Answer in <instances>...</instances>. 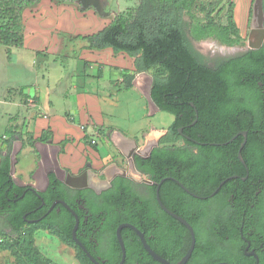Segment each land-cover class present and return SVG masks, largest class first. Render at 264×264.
I'll list each match as a JSON object with an SVG mask.
<instances>
[{
	"label": "flooded vegetation",
	"instance_id": "1",
	"mask_svg": "<svg viewBox=\"0 0 264 264\" xmlns=\"http://www.w3.org/2000/svg\"><path fill=\"white\" fill-rule=\"evenodd\" d=\"M253 2L248 15L250 29ZM220 43L211 58L200 53L203 63L216 71L234 61L244 70L237 76L242 85L224 90L217 102L209 101V136L191 137L180 127L178 141L169 125L147 144H138L130 157L118 150V156L100 169L86 167L78 173L60 169L50 162L48 153L43 154L39 181L31 183L42 192L52 182L54 189L59 183L66 198H56L50 204L43 200L45 214L30 218V223L49 219L64 225L71 216L78 223L79 242L73 238L74 242L93 264H164L146 249L139 232L156 254L176 264L192 243V233L183 219L196 238L186 264H264V36L256 45L249 40ZM231 106L235 108L232 117L227 112L216 113ZM196 110L194 124L200 119ZM156 141L158 145H153ZM177 146L183 147L177 166L162 161L155 176L138 168L139 159L152 165L155 148ZM112 163L124 174L118 172L108 183L106 173L115 169L108 168ZM33 176L36 178V173ZM23 186L30 188L28 183ZM120 219L127 220L115 223ZM124 223L131 226L121 229L125 246L122 262L117 229ZM0 226L7 228L1 219Z\"/></svg>",
	"mask_w": 264,
	"mask_h": 264
},
{
	"label": "trees",
	"instance_id": "2",
	"mask_svg": "<svg viewBox=\"0 0 264 264\" xmlns=\"http://www.w3.org/2000/svg\"><path fill=\"white\" fill-rule=\"evenodd\" d=\"M196 1L137 0L136 4L128 6L123 12L115 15L102 28L88 34L70 37L71 40L75 37L85 40L87 49L111 48L114 54H126L128 59L132 60L134 73H130L129 68L123 70L122 86L125 88L133 86L137 72L156 70L152 74V98L160 110L174 115V121L170 127L177 137L180 135V127L183 128L185 134L191 137L209 136L211 127L209 121L212 115L208 106L209 101L217 102L224 90L230 91L236 85H242L237 80L239 72L244 70L241 64L233 61L213 71L203 63L202 55L196 51L192 42L209 37H215L228 44L237 42L231 36L235 34L241 37V30L235 20L234 1L228 0V5L232 7L229 14L230 25L222 27L197 18L192 11ZM38 2L40 0H0V44L9 48L24 45L23 11L26 7L33 6ZM56 2L65 3L69 0ZM78 8L81 11L87 10L82 9L80 4ZM186 16L192 20H187ZM214 95H216V99H214ZM31 98L34 97L25 96L23 103L30 104ZM196 108L199 109L200 119L198 123L194 124L197 118ZM234 111V106H231L230 110L222 112L218 109L216 113L225 115L224 113L227 112L232 117ZM16 119L17 117H13L11 120ZM22 127L26 129V140L33 143L32 132L27 130L28 123L24 120L23 123L16 122L7 127L5 135L8 136L11 144L17 138L21 139L24 145L27 144L24 140ZM101 130L99 129V131ZM48 136L49 131H46L41 139H47ZM86 141L90 146H96L98 143L97 141L96 144H92L89 135L86 136ZM11 150L10 147L9 152L2 157L0 162V219L7 227H0V238H2L0 251L4 247L11 248L12 246L13 249H18L23 257L32 258L37 262L34 257L36 248L31 235L34 230L29 232L26 225H48L74 242L72 230L75 221L70 216V220L64 225L49 219L30 223V218H41L45 214L46 209L42 208L43 200L50 204L56 198H66V196L64 191L59 189V183H56L57 187L54 189L52 186L54 182H52L46 192H36L28 186L17 184L10 174ZM182 150L183 147L178 146L155 148L152 165L147 166L144 160L139 159L137 166L143 172L155 176L162 161L166 160L170 165L177 166L179 152ZM159 152H163V154ZM162 155L164 156L162 157ZM112 193L114 191L111 189L109 194L112 195ZM124 220L127 219H120L115 223ZM128 220L141 224L139 220ZM38 264L41 263L38 262Z\"/></svg>",
	"mask_w": 264,
	"mask_h": 264
},
{
	"label": "crops",
	"instance_id": "3",
	"mask_svg": "<svg viewBox=\"0 0 264 264\" xmlns=\"http://www.w3.org/2000/svg\"><path fill=\"white\" fill-rule=\"evenodd\" d=\"M70 1L73 0L65 3L40 0L23 11L24 45L19 48L33 52L37 58L40 57L36 64L40 67L43 62L46 69L50 67V57H56L53 61H58L61 58V63L70 67L71 80V83L67 80L62 84L59 83L57 87L33 82L30 90L27 89V85H22L17 87L13 95L15 98L12 96L10 101L8 98L3 100L5 103L17 104L19 108L9 116L6 106L4 115L2 113L4 118L0 124V133H2L0 134L2 135L0 138V162L2 157L9 152L11 146L7 139L8 136L5 135L10 119L20 116L22 122L26 120L27 130L31 131L33 135L34 148L29 143L24 145L19 138L12 142L13 147L16 142H21V148L17 154L16 173L20 163L19 155L23 150H28L29 164L21 169L24 176H17L15 173L16 180L23 183L39 181L38 171H41L44 163L43 154L48 153L50 162L53 161L60 169L72 173H78L86 167L100 169L107 161H110L115 148L120 150L114 145L113 140L136 139L138 144H142L146 137L153 134V130L167 128L150 126L145 131H141L142 136L140 137L137 133L130 135L120 128L107 126L105 122L101 123L100 120H97L96 115L98 114L95 111L98 110L91 107L89 90L84 86L99 85L108 71L110 78L109 81L106 79L104 83L108 82L113 85L117 80L114 85L119 86L120 90L123 70L129 68L130 73H134V67L132 60L126 59L123 54H114L111 48L91 50L85 48L87 44L85 40L81 39L80 44L70 39V35L88 34L102 28L106 17H101L102 15L99 17L97 12L96 14L91 11L93 8L81 11L76 1ZM233 1L236 9L235 20L241 30L248 20L247 15H249L252 0ZM240 4H242L241 8L238 9ZM65 35H69V38L66 39ZM71 44H73V48L77 49H74V54L67 51ZM75 75H79L80 79L76 80ZM68 85V89L64 87ZM6 92L10 94L14 92V89ZM25 96L34 97L32 98L33 103L25 105L23 103ZM3 101L1 100L0 103ZM72 108L76 110L75 113L72 112ZM99 129L102 130L99 131ZM46 131H49V136L43 140L41 137ZM95 133L98 143L96 146H90L86 141V136L93 137L92 135ZM104 137L111 139L112 147L102 142ZM51 153H54V156H51ZM35 173L36 178L33 176Z\"/></svg>",
	"mask_w": 264,
	"mask_h": 264
},
{
	"label": "rangeland",
	"instance_id": "4",
	"mask_svg": "<svg viewBox=\"0 0 264 264\" xmlns=\"http://www.w3.org/2000/svg\"><path fill=\"white\" fill-rule=\"evenodd\" d=\"M54 1L56 3L58 0ZM109 1V9H107L108 6L106 7L109 14L103 21L105 25L108 24L115 15L123 12L128 6L137 3V0ZM77 5L79 6L78 3ZM241 5L242 4L239 5L238 9L241 8ZM230 10H232V7L228 5V0H197L192 7V11L197 18L202 19L204 22H212L221 27L230 25ZM91 11L96 13L95 9H91ZM98 16L100 17L101 15ZM250 18H252L251 15ZM186 19L192 20V18L188 16H186ZM250 26L249 20H247L245 27L241 29L242 36L240 37L232 34V38L237 42L250 41ZM71 37L73 36L71 35ZM65 38L67 39L69 36L65 35ZM219 41L222 42L220 39L215 37H209L200 40H193L192 42L196 51L209 59L211 58V53H218V45L216 46V44H223ZM73 42L81 44L82 40L75 37ZM230 44H235V42ZM72 46L73 44L69 45L67 51L74 54L73 51L75 48ZM123 55L126 59H128L126 54ZM54 57H50V67L46 69V66L44 65L45 63L43 64V62L40 64V67H38L36 61L37 59L39 60L40 57L37 58L36 54L33 52L24 49L22 50L19 47L9 48L0 44V101L5 100L6 98L10 101V97L15 94V91L19 86L27 85L28 90H30V88L32 89L31 86H33V82L43 83L44 86L50 84V86L54 85L55 87H57L59 83L62 84L67 80L71 83L69 65L61 63V58H59L58 61H53ZM147 72L152 75L156 72V70L150 69ZM139 73L140 72H137L136 75ZM109 78L110 74L106 71V74L99 82V85H95L94 87L91 85L84 86L89 90L88 92L89 98L91 99V107L98 110L95 112L98 114L96 115V118L97 120H100L99 122H105V125L107 126L120 128L130 135L137 133L138 136L141 137V131H145L150 126L168 127L174 121V115L169 112L159 110L152 113L149 108L147 98L136 86L133 85L130 88H125L121 85L122 88L119 90V86L117 87L116 84L114 85L117 81L115 78L114 80L116 81H114L113 85L109 84L107 81V84L104 83L106 79L109 81ZM75 79H80V76L75 75ZM146 83H148V78L139 75L137 84L144 88ZM64 87H67L68 89L69 85ZM10 89H14V92L8 94L6 91ZM13 98H15V96H13ZM6 106L9 116L10 114L15 113L19 108L17 104H13L12 102H1L0 124L2 118H4L2 117V113L4 115ZM72 112L75 113L76 110L72 108ZM18 117L20 118V116ZM18 117V120L16 119L12 121L10 119L9 125L15 124L16 122L23 123L22 118L19 119ZM25 132V127H22L24 140L29 143V141L26 140ZM177 138L179 139L178 141H181L179 137ZM102 142L107 143L110 147L113 146L111 139H108V137H104ZM29 144H31L33 148L35 147L33 143ZM10 147L12 149L13 143ZM118 153L120 152L115 148V152L111 156V159L117 157ZM27 154L28 150L25 149L19 155L20 163L16 173L17 176H24V172H22L21 169L29 164V157ZM26 227L29 232L34 230L31 235L34 241L33 245L36 248V254H34V257L37 259V262L32 260V258L23 257L22 253H20L18 249H13L11 246V248L4 247L1 249L0 264H38V262L41 264H93L83 256L75 242L65 237L57 229L48 225L38 226L35 224H28Z\"/></svg>",
	"mask_w": 264,
	"mask_h": 264
},
{
	"label": "water",
	"instance_id": "5",
	"mask_svg": "<svg viewBox=\"0 0 264 264\" xmlns=\"http://www.w3.org/2000/svg\"><path fill=\"white\" fill-rule=\"evenodd\" d=\"M73 1H76L78 4H80L82 9L93 8V9L96 10V12L99 15H102V16H107L109 14L108 11L106 10V7L110 3L109 0H73ZM263 36H264V6H263V0H254V2H253L252 28H251L250 36H249L250 44L251 45L258 44L261 41V39L263 38ZM256 37H257V42L255 43V42H253V39L256 38ZM139 75H141V76H143L145 78H148V83H146L144 88L140 87L137 84V79H138ZM133 85H135L138 89H140L141 92L145 95V97L147 98L148 104H149V108L151 109L152 113L157 112V111L160 110V107L156 104V102L152 98L151 91H152V87H153V76L150 73H148L147 71L140 72L138 75H136L135 79L133 80ZM159 131H161V130H158V131H156V130L154 131L153 130V134H151V136L146 137L145 144H147V142H149L151 139H153L157 135V133ZM113 142H114V145L116 147H118L123 152V154L125 156H127V157H130V154L134 151V149L139 146L137 141H136V139H124L123 138L122 141L121 140H116V141L113 140ZM145 144L142 147H145ZM153 145H158V141H156ZM142 147H140V148H142ZM20 148H21V142H16L14 147H13V149L10 152V161H11L10 174L14 177L15 182L17 184H19V183L16 181L15 173H16L17 154L19 153ZM146 148L147 147H145V149ZM151 148H152V145H150L148 147V151H151ZM129 160L131 161L132 159H129ZM108 168H110V169L111 168H115L113 173H111V174L106 173L107 180H108L107 182L108 183L114 178V176L118 172L120 174H122V175L124 174L122 171H120V169H122V168L118 167L114 163L110 164L108 166ZM25 184L26 183H22V184L20 183L19 185H25ZM28 184L30 185V189L31 190H34L36 192H42L43 191L42 189H39V188L35 187V185H33L32 183H28ZM57 202L58 201H55L54 204L57 203ZM62 202L65 203L64 201H62ZM182 222L186 224V226L190 229V231L192 233V243H191V246H190L189 250L187 251V253L176 264H186L187 260L190 258L191 254H192V252L194 250L195 242H196V238H195V234H194L192 226L188 222L183 220V219H182ZM77 226H78V223L75 224V226H74V228L72 230V235H73V238L76 240V242H79V240L76 237ZM124 226H131V225L128 224V223H124V224H121L118 227V229H117L119 242H120L122 250H123L122 262L124 261V257H125V246H124V242H123L122 237H121V229ZM139 233H140V236L142 237V241H143L146 249L157 260L161 261L164 264H172L171 262L167 261L166 259H164L161 256H159L158 254H156L151 249V247L147 244V242H146V240L144 238V235L141 232H139ZM88 255L90 256V258H92L93 261H95L94 258L89 253H88ZM120 264H122V263H120Z\"/></svg>",
	"mask_w": 264,
	"mask_h": 264
},
{
	"label": "built area",
	"instance_id": "6",
	"mask_svg": "<svg viewBox=\"0 0 264 264\" xmlns=\"http://www.w3.org/2000/svg\"><path fill=\"white\" fill-rule=\"evenodd\" d=\"M33 101H34V100H33L32 98L29 100L30 103H33ZM92 136H93V137H91V143H92V144H96L97 141H98V140H97V137H96V133H95V135H92ZM0 241H2V238H0Z\"/></svg>",
	"mask_w": 264,
	"mask_h": 264
}]
</instances>
